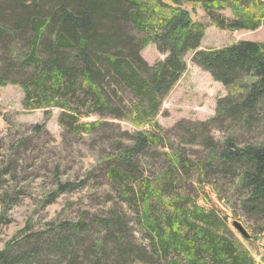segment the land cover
Instances as JSON below:
<instances>
[{
	"label": "trees",
	"instance_id": "16d2710c",
	"mask_svg": "<svg viewBox=\"0 0 264 264\" xmlns=\"http://www.w3.org/2000/svg\"><path fill=\"white\" fill-rule=\"evenodd\" d=\"M197 5L223 29L264 26V0H0V86H22L25 109L60 108L67 132L95 134L110 123L101 120L106 116L135 128L121 131L127 146L100 164L142 239L128 231L127 214L99 219L105 233L87 250L91 264H260L224 213L177 190L193 187L194 177L219 191L227 185L264 235V43L200 50L207 25L196 18ZM150 43L166 57L148 63L141 52ZM190 52L231 93L217 99L212 118L166 131L156 118ZM91 115L100 119L82 122ZM67 186L75 187L61 181L54 196ZM64 227L91 230L84 217ZM11 245L0 264H17L7 257ZM54 245L75 253L70 236ZM72 256L68 264L77 261Z\"/></svg>",
	"mask_w": 264,
	"mask_h": 264
},
{
	"label": "rangeland",
	"instance_id": "374dc122",
	"mask_svg": "<svg viewBox=\"0 0 264 264\" xmlns=\"http://www.w3.org/2000/svg\"><path fill=\"white\" fill-rule=\"evenodd\" d=\"M196 7V18L207 25L200 50L221 48L239 40L264 43V26L255 30L223 29L206 16L200 5ZM141 56L153 64L166 54H162L155 43H150ZM192 56L193 52L185 55L187 71L165 99L156 118L166 131L182 120L212 118L217 99L231 93V89L196 65ZM24 98L19 84L0 86V252L11 242L7 257L17 264H68L72 255L77 257L72 264H91L87 250L93 246L94 236L105 233L99 219L112 214L122 219L127 214L128 231L141 240L132 209L120 200L119 194L112 192L104 171L107 164H100L105 157L118 154L127 146L128 143L119 138L121 131L135 128L127 121L106 116L101 120L110 123L98 133L67 132L59 123L63 113L60 108L25 109ZM96 119L100 117L91 115L81 120L85 123ZM42 125H45L44 130L36 132V126ZM214 135L216 139L223 136L219 131ZM192 152V147L187 146L186 154ZM159 161L154 158L151 162ZM196 180L194 177L193 187H180L178 192L191 193L197 204L224 213L232 230L257 261L264 264V235L257 232L254 221L240 210L238 196L228 192L227 185H220L222 191H219L213 184L198 185ZM61 181L75 187L67 186L64 193L54 196ZM83 217L91 224V230L74 234L64 227ZM235 220L246 227L250 239L233 226ZM69 236L74 244L70 251L75 253L62 254L54 242Z\"/></svg>",
	"mask_w": 264,
	"mask_h": 264
},
{
	"label": "water",
	"instance_id": "95a60500",
	"mask_svg": "<svg viewBox=\"0 0 264 264\" xmlns=\"http://www.w3.org/2000/svg\"><path fill=\"white\" fill-rule=\"evenodd\" d=\"M233 226L247 239L251 238V234L240 221H233Z\"/></svg>",
	"mask_w": 264,
	"mask_h": 264
}]
</instances>
